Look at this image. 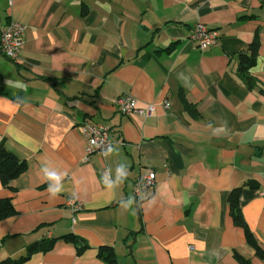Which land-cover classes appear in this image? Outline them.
<instances>
[{"label":"crops","instance_id":"1","mask_svg":"<svg viewBox=\"0 0 264 264\" xmlns=\"http://www.w3.org/2000/svg\"><path fill=\"white\" fill-rule=\"evenodd\" d=\"M10 20L25 33L17 60L0 53V140L26 169L0 181L16 212L0 220V260L73 233L80 252L56 239L22 264H103L102 245L117 264H264L227 201L244 184L239 208L264 250V0H0V27ZM197 22L219 32L217 44L194 45ZM255 34L248 88L237 67ZM121 95L152 113H119ZM87 120L109 127L111 154L86 155ZM43 162L67 173L54 198ZM142 170L155 185L136 199Z\"/></svg>","mask_w":264,"mask_h":264},{"label":"trees","instance_id":"2","mask_svg":"<svg viewBox=\"0 0 264 264\" xmlns=\"http://www.w3.org/2000/svg\"><path fill=\"white\" fill-rule=\"evenodd\" d=\"M258 54V40L257 34L254 35L251 43L245 52L239 53V63L237 67V74L241 80L247 85L248 88H252L256 81L250 75L249 69L255 64ZM183 98L185 107L189 109V112L196 115L197 112L194 107ZM26 169V162L24 159L17 157L11 150H9L4 139L0 140V181L3 186H8L9 181L18 177ZM244 185V184H243ZM242 185V186H243ZM242 186L233 188L228 197L229 214L232 218L233 224L243 229L245 239L249 245H251L256 255L264 260V250L258 245L255 237L248 229L243 216L239 208V193ZM15 209L10 203L8 198H0V220L9 216L15 215ZM56 239H63L65 242L74 244L77 248V252H80L85 244L82 239L78 238L73 233L62 235L58 238L54 237H43L27 245L25 254L16 258H5L0 260V264H22V262L29 257L33 252H43L51 248ZM235 258L241 263H245L246 259L241 257L236 251L233 252ZM97 257H99L103 264H117L116 255L112 247L107 245L99 246L97 249Z\"/></svg>","mask_w":264,"mask_h":264},{"label":"built area","instance_id":"3","mask_svg":"<svg viewBox=\"0 0 264 264\" xmlns=\"http://www.w3.org/2000/svg\"><path fill=\"white\" fill-rule=\"evenodd\" d=\"M6 1L9 4L11 2V0ZM24 33L25 26L20 22L10 20L3 24L0 27V53L10 60H17L21 53ZM189 37L199 50H203L208 46L217 44L220 34L216 29L210 30L204 24L197 22L193 25ZM114 101L116 110L122 114H138L146 117L153 111L151 105L141 107L139 101L130 95L118 96ZM164 106L168 107L169 103L165 101ZM80 133L84 140L87 156L91 154L104 156V152L114 143L110 138L108 126L102 122L87 120L80 126ZM154 185V172L142 170L132 185V193L136 199H141L153 189ZM67 204L73 211L80 208V204L74 199L68 200Z\"/></svg>","mask_w":264,"mask_h":264},{"label":"clouds","instance_id":"4","mask_svg":"<svg viewBox=\"0 0 264 264\" xmlns=\"http://www.w3.org/2000/svg\"><path fill=\"white\" fill-rule=\"evenodd\" d=\"M113 151L114 149L111 146H109V148L104 152V155L107 156L111 154ZM41 171L43 173L45 180L48 183V192L51 197L54 198L58 196L62 191H64L63 181L67 175L66 172L58 171L57 169L50 166L48 162L42 163ZM116 172L118 179L120 178L125 179L127 175L126 165L124 164L119 165L116 169ZM103 182L108 188L113 187V182L108 178L107 171H105L103 174Z\"/></svg>","mask_w":264,"mask_h":264},{"label":"bare ground","instance_id":"5","mask_svg":"<svg viewBox=\"0 0 264 264\" xmlns=\"http://www.w3.org/2000/svg\"><path fill=\"white\" fill-rule=\"evenodd\" d=\"M211 30V29H210ZM109 128V127H108Z\"/></svg>","mask_w":264,"mask_h":264}]
</instances>
